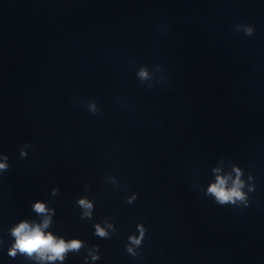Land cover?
<instances>
[{"label": "clouds", "instance_id": "1", "mask_svg": "<svg viewBox=\"0 0 264 264\" xmlns=\"http://www.w3.org/2000/svg\"><path fill=\"white\" fill-rule=\"evenodd\" d=\"M161 30V26H158ZM237 32H243L246 36H252L254 34V27L248 24L236 25ZM137 76L141 82L149 80L150 74L147 67H141L137 72ZM151 87V86H149ZM87 111L93 115L98 114L101 109L98 106L95 99L89 100L87 103ZM31 143L23 145L19 151L21 159L27 158V149L31 148ZM9 157L5 153H0V173L6 172L9 169L8 163ZM236 173L235 178L231 176L217 175L216 181L208 186L207 193L215 198V202L220 205H234L237 208H247L250 204L248 194L243 191L245 188V182L241 179L243 171L239 167H234ZM217 171L218 170H214ZM231 179V184L229 180ZM249 181H254V177L250 174ZM255 190V183L248 185V192ZM52 194H57V189H52ZM136 199L134 193L132 197L128 198V202L132 203ZM78 204L85 209L84 216L91 217V210L93 203L87 198H81L78 200ZM33 211L42 215L44 218L40 223L30 222L28 220H21L14 227L10 229V234L14 237V243L9 249V255L15 257L17 253L23 254L28 259H35L41 264L44 262H63L66 258V254L69 251H78L82 246L81 240L66 241L63 238L54 236L51 232H46L45 229L51 225V216L54 214V209H50L45 203L37 201L32 205ZM83 218V217H82ZM109 227H112L109 225ZM137 229L139 236H129L128 240L131 245L140 246L145 232L147 229L143 224H138ZM95 234L99 237L105 238L108 236V232L100 224L95 225ZM127 251L135 255L133 247L127 246ZM93 260L99 259V256L93 255Z\"/></svg>", "mask_w": 264, "mask_h": 264}]
</instances>
